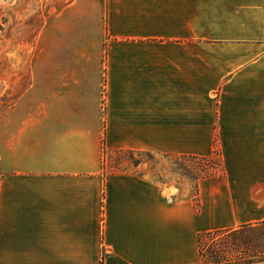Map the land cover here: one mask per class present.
<instances>
[{
  "label": "crops",
  "instance_id": "0c3cea01",
  "mask_svg": "<svg viewBox=\"0 0 264 264\" xmlns=\"http://www.w3.org/2000/svg\"><path fill=\"white\" fill-rule=\"evenodd\" d=\"M55 22L0 118V264H195L199 232L264 223V0H75ZM113 149L222 169L195 206Z\"/></svg>",
  "mask_w": 264,
  "mask_h": 264
},
{
  "label": "rangeland",
  "instance_id": "374dc122",
  "mask_svg": "<svg viewBox=\"0 0 264 264\" xmlns=\"http://www.w3.org/2000/svg\"><path fill=\"white\" fill-rule=\"evenodd\" d=\"M73 1L75 0H0V118L18 102L33 79L36 80L39 37L44 36L45 30L47 38H53L55 19ZM99 1L104 8L105 0ZM59 22L58 20L57 26ZM103 156L109 160L111 169L115 170L129 168L132 163L143 159L158 162V177L163 186H166L167 174L173 169L176 173L169 176L170 180L173 184L176 181L188 184L189 196L197 193V178L213 175L222 169L217 151L210 156L178 159L161 154L113 149L105 151ZM3 161L4 156L0 151V176L5 173ZM192 200L196 206L197 198L193 196ZM219 237L207 236L203 239V255L197 264H245L247 259L252 258L254 253L250 249L246 250L241 245L236 248L233 246L230 235H225V244L222 246ZM212 249L223 251L219 253L221 258L218 262L212 261ZM257 255L264 257V252Z\"/></svg>",
  "mask_w": 264,
  "mask_h": 264
},
{
  "label": "trees",
  "instance_id": "16d2710c",
  "mask_svg": "<svg viewBox=\"0 0 264 264\" xmlns=\"http://www.w3.org/2000/svg\"><path fill=\"white\" fill-rule=\"evenodd\" d=\"M132 151L133 150H127ZM220 236L221 246L225 244V235L231 236V242L233 246L239 247L240 245L245 247L246 250H251L254 254L252 258L247 259L245 264H264V257L257 255V253L264 252V223L260 224H243L237 228H220L215 230H209L204 232H199L197 235L198 249H199V260L203 255V239L207 236L213 238V236ZM219 253H223L218 249L211 250L212 261L218 262V259L221 258ZM237 264V262H234ZM233 263V264H234ZM197 264V263H196Z\"/></svg>",
  "mask_w": 264,
  "mask_h": 264
}]
</instances>
